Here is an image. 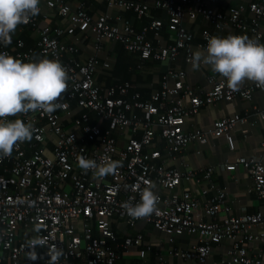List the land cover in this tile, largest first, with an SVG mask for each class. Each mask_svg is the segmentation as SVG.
Returning <instances> with one entry per match:
<instances>
[{
	"label": "built area",
	"instance_id": "1",
	"mask_svg": "<svg viewBox=\"0 0 264 264\" xmlns=\"http://www.w3.org/2000/svg\"><path fill=\"white\" fill-rule=\"evenodd\" d=\"M98 1L106 3L108 10L93 15L85 2L40 0L43 18L54 10L57 17L68 18L69 24H41L35 15L18 26L39 34L33 45L28 46L23 38L15 39L12 45L0 44V52L24 62L45 57L59 60L69 76L59 101L63 107L50 114L30 111L7 118L32 123L34 133L31 141L14 147L11 157L0 160V264H47V246H37L41 258L33 261L27 257V242L38 234L63 249L59 264H118L132 248L146 257L152 246L144 234L137 231L121 238L114 227L118 222L132 228L139 223L151 224L173 245L170 255L194 259L195 264H264V211L234 215L223 189L214 190L202 205L189 190L178 191L182 182L196 178V172L161 161L165 155H182L193 142L207 144L209 135L231 140L235 127L247 124V118L239 113L215 119L204 133L187 130L186 124L205 106L233 102L237 97L252 100L255 91L262 88L250 81L234 92L215 72L207 77L205 88L187 82L185 70L169 68L161 76L160 87L144 99L139 92L130 94L129 82L105 86L96 80L100 68H111L110 62L98 55L105 40L138 54V68L147 60H174L181 52L190 63L196 45L194 33L184 23L186 15H200L216 30H237L227 35H246L264 43V0H230L235 4L226 11L216 9L219 0H152L150 4L141 0ZM152 8L164 11L167 19L155 18L139 30L129 18L110 11L131 10L141 18L149 16ZM83 25L90 28L95 51L86 57L81 56L77 45L64 41L65 36L79 41L81 36L76 31ZM165 26L173 42L164 38ZM214 35L204 28L203 42L197 47L205 50ZM258 112L264 118V109ZM124 131L130 136L122 143ZM138 131L140 137L134 135ZM81 155L97 163L117 161L119 166L113 174L95 178L91 171L85 174L79 168L77 157ZM262 159L240 156L235 165L247 170L253 191L264 200ZM203 172L208 186L202 188V194L207 195L215 188L213 168ZM149 185H155L158 211L147 219L133 220L121 205L139 202L140 192ZM185 232L196 235L198 243L186 249L176 247L177 237ZM224 244L230 246L215 259L214 247ZM160 261L163 263L162 258Z\"/></svg>",
	"mask_w": 264,
	"mask_h": 264
},
{
	"label": "crops",
	"instance_id": "2",
	"mask_svg": "<svg viewBox=\"0 0 264 264\" xmlns=\"http://www.w3.org/2000/svg\"><path fill=\"white\" fill-rule=\"evenodd\" d=\"M43 1V0H41ZM72 4L85 2L88 11L97 15L100 12L108 10L106 3H101L98 0H68ZM143 2L151 3L152 0H141ZM235 2L230 0H219L215 7L218 10L226 11L230 5ZM114 15H121L129 18L136 29H141L155 18L167 19V15L162 10L151 9L149 16L139 18L131 10L112 9L110 10ZM248 14V12H247ZM41 19V24L51 23L53 25L67 26L69 19H61L57 17L55 11L50 12L48 18ZM185 25L194 33L195 51L197 49L204 51L197 47L202 41V30L204 28L210 29L215 36H226L228 33H235L237 30L228 28L224 30H216L210 23H207L202 16L184 18ZM163 36L168 42H173L172 33L166 28H163ZM76 34L81 36L79 41L75 40L74 36H65L64 41L68 44H75L80 49L82 57L95 54L93 49V38L90 28L83 25L77 28ZM39 34L27 26H20L12 35L11 45L17 38H23L28 46L33 45ZM152 38V35L149 34ZM102 61H108L111 64L110 69L100 70L96 74L98 83L110 86L117 82H129L132 87L130 94L139 92L142 98L146 99L160 87L161 76L169 69L185 70L187 72L186 81L201 87L207 88V77L213 74L211 67L201 64L199 70L194 71L191 63L185 60V54L181 52L174 60L155 61L147 60L141 68L137 65L140 63L138 54L127 51L122 44L105 40L103 42V50L98 53ZM250 81L244 82L241 86H245ZM72 106L76 107L73 102ZM264 109V90L257 89L252 100H247L242 97H237L233 102L218 101L211 105L200 109L199 113L188 121L186 124L187 130H194L200 133L206 132V129L211 126L212 122L224 116H229L234 113H239L247 118V124H238L232 131V139L227 140L224 137L208 136V143L201 145L197 142L191 143L187 151L175 158L164 156L161 161L171 167H179L182 169L191 168L197 176L191 181H184L178 187L181 193L189 190L194 194L201 204L214 194V190L223 189L228 194V202L232 207L234 215L243 213H255L264 211V200L260 199L253 191V179L250 174L240 165H235L236 158L240 156H258L262 159L261 143L264 140V118L259 114V110ZM78 110V108H77ZM138 116L142 115L141 111L136 110ZM121 130L119 131V133ZM136 137L141 136L138 131L134 134ZM130 136L129 131H124L120 136L122 143L127 142ZM160 144L157 146L159 147ZM200 151V152H198ZM264 162V156H263ZM213 168L212 182L215 188L207 195L202 194V188L208 186L203 170ZM114 227L119 229V236L121 238L126 235L134 234L141 231L145 240L151 244L152 250L149 251L146 257L142 258L139 255L137 248H132L125 252L118 264H195L194 259H183L169 254V250L173 247L167 239L165 233L155 229L151 224L139 223L137 227H130L124 222L114 224ZM198 243L196 235L185 232L177 237L175 246L190 248ZM229 244L218 245L214 247L213 257L220 259L224 252H226ZM162 258L163 263L160 261Z\"/></svg>",
	"mask_w": 264,
	"mask_h": 264
},
{
	"label": "clouds",
	"instance_id": "3",
	"mask_svg": "<svg viewBox=\"0 0 264 264\" xmlns=\"http://www.w3.org/2000/svg\"><path fill=\"white\" fill-rule=\"evenodd\" d=\"M39 4L40 0H0V44L11 43L18 26L39 14ZM190 63L194 71L199 70L202 63L210 66L213 72L226 79L227 87L234 92L246 81L264 89V43L246 35L211 36L206 49H197ZM68 80V70L59 60L45 57L24 62L7 52H0V160L11 157L14 147L31 141L34 133L32 123L7 118L27 115L30 111L50 114L63 107L59 101L67 90ZM77 161L85 174L91 171L95 178L113 174L119 166L117 161L97 163L83 155L78 156ZM154 187H145L140 192L139 202L121 205L131 219H147L158 211L159 197L153 191ZM36 231L38 233L39 228ZM37 246H47L50 257L47 264H59L64 255L63 249L50 245L38 234L27 242L30 260L41 258Z\"/></svg>",
	"mask_w": 264,
	"mask_h": 264
},
{
	"label": "trees",
	"instance_id": "4",
	"mask_svg": "<svg viewBox=\"0 0 264 264\" xmlns=\"http://www.w3.org/2000/svg\"><path fill=\"white\" fill-rule=\"evenodd\" d=\"M8 45H10V44H8Z\"/></svg>",
	"mask_w": 264,
	"mask_h": 264
}]
</instances>
